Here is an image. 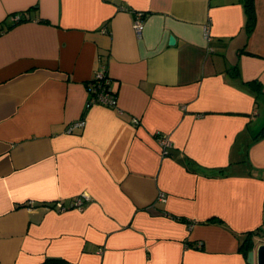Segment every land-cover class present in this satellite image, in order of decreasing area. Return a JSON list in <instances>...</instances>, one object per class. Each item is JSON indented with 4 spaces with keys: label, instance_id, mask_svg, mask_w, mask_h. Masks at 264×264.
Instances as JSON below:
<instances>
[{
    "label": "crops",
    "instance_id": "1",
    "mask_svg": "<svg viewBox=\"0 0 264 264\" xmlns=\"http://www.w3.org/2000/svg\"><path fill=\"white\" fill-rule=\"evenodd\" d=\"M253 7L247 33L244 0H0V264H248L247 235L264 243ZM101 66L115 108L87 106Z\"/></svg>",
    "mask_w": 264,
    "mask_h": 264
},
{
    "label": "built area",
    "instance_id": "2",
    "mask_svg": "<svg viewBox=\"0 0 264 264\" xmlns=\"http://www.w3.org/2000/svg\"><path fill=\"white\" fill-rule=\"evenodd\" d=\"M132 28L137 34V36H140L143 26H144V13L141 11H134L132 13ZM10 19L14 23H18L22 20V17L20 14H14L10 16ZM207 27L206 25V31L205 36L206 38H209L207 33ZM87 94H88V102L87 106L92 105H100L105 106L108 108H115L117 106V96L116 93L111 88V79L107 75V72L104 67H99L91 80L87 83ZM133 123L137 124L138 121L136 119H133ZM84 125V121L80 120L75 123L70 124L66 128V132L70 133L75 127H81ZM157 143L160 149V152L163 156H166L169 152V150L173 147L172 142L170 141L169 137L167 135H157ZM161 198V197H160ZM81 198H77L72 202V207L77 208L79 210H82V203ZM58 207L60 209H63V207L59 204ZM101 252V250H99Z\"/></svg>",
    "mask_w": 264,
    "mask_h": 264
},
{
    "label": "trees",
    "instance_id": "3",
    "mask_svg": "<svg viewBox=\"0 0 264 264\" xmlns=\"http://www.w3.org/2000/svg\"><path fill=\"white\" fill-rule=\"evenodd\" d=\"M244 7H245L246 16H247L246 30H247V33H251V31L253 30L255 26V12H254V7H253V0H244ZM247 84L254 85V82H248ZM249 235H247V237L244 239V241L240 245V248L243 250V253L245 256L248 255V251L251 249V246L253 243L251 242ZM42 264H67V263L64 260H47V261H44Z\"/></svg>",
    "mask_w": 264,
    "mask_h": 264
},
{
    "label": "water",
    "instance_id": "4",
    "mask_svg": "<svg viewBox=\"0 0 264 264\" xmlns=\"http://www.w3.org/2000/svg\"><path fill=\"white\" fill-rule=\"evenodd\" d=\"M175 39L173 36L169 37V45H173ZM248 264H264V243L258 245L255 251L248 252L247 255Z\"/></svg>",
    "mask_w": 264,
    "mask_h": 264
}]
</instances>
